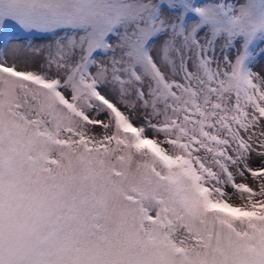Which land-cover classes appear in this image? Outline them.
Segmentation results:
<instances>
[{
  "label": "snow or ice",
  "instance_id": "1",
  "mask_svg": "<svg viewBox=\"0 0 264 264\" xmlns=\"http://www.w3.org/2000/svg\"><path fill=\"white\" fill-rule=\"evenodd\" d=\"M0 264H264V0H0Z\"/></svg>",
  "mask_w": 264,
  "mask_h": 264
}]
</instances>
